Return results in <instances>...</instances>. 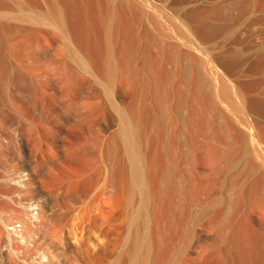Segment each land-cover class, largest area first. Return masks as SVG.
<instances>
[{
	"label": "bare ground",
	"instance_id": "1",
	"mask_svg": "<svg viewBox=\"0 0 264 264\" xmlns=\"http://www.w3.org/2000/svg\"><path fill=\"white\" fill-rule=\"evenodd\" d=\"M143 1L0 0V102L47 97L46 83L34 79L50 69L61 85L93 82L94 97H109L117 128L106 153L125 215L113 264H264V231L254 240L242 221L248 202L264 225V163L221 111L228 86L211 81L203 60L182 49L157 7L151 12ZM250 1L233 2L243 9ZM253 5L264 9V0ZM50 32L60 36L53 54L43 48ZM123 89L119 105L113 93ZM16 125L0 120L7 147Z\"/></svg>",
	"mask_w": 264,
	"mask_h": 264
},
{
	"label": "rangeland",
	"instance_id": "2",
	"mask_svg": "<svg viewBox=\"0 0 264 264\" xmlns=\"http://www.w3.org/2000/svg\"><path fill=\"white\" fill-rule=\"evenodd\" d=\"M147 1L151 12L163 10L154 13L165 32L203 60L209 79L218 77L228 86L231 99L222 102L221 111L249 135L256 159L264 163V9L253 0L243 9L236 0ZM170 4L179 15L170 13ZM210 10L214 14L208 15ZM207 28L205 38L197 34ZM50 34L43 48L53 54L60 36ZM34 80V86L46 83L47 97L0 102V120L17 124L14 146H5L0 128V264H113L125 217L121 188L112 178L115 160L106 153L117 128L116 112L105 92L100 98L92 95L93 82L72 89L58 83L52 69ZM119 91L113 96L122 105L126 92ZM82 186L87 191L79 198ZM31 202L39 204L36 218ZM13 221L28 222L20 239L6 232V223ZM242 221L257 240L264 231L259 209L247 202Z\"/></svg>",
	"mask_w": 264,
	"mask_h": 264
},
{
	"label": "built area",
	"instance_id": "3",
	"mask_svg": "<svg viewBox=\"0 0 264 264\" xmlns=\"http://www.w3.org/2000/svg\"><path fill=\"white\" fill-rule=\"evenodd\" d=\"M29 211L36 218L39 213V204L38 202L29 203ZM6 232L10 238L20 239L24 234V225L20 221H13L6 223L5 225Z\"/></svg>",
	"mask_w": 264,
	"mask_h": 264
}]
</instances>
